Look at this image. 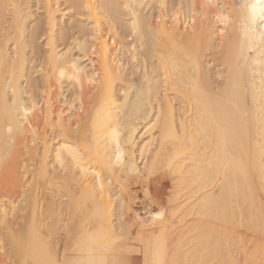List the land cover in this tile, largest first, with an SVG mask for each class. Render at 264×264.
Returning <instances> with one entry per match:
<instances>
[{
    "label": "bare ground",
    "instance_id": "bare-ground-1",
    "mask_svg": "<svg viewBox=\"0 0 264 264\" xmlns=\"http://www.w3.org/2000/svg\"><path fill=\"white\" fill-rule=\"evenodd\" d=\"M147 1L82 0L91 34L72 41L77 56L56 51L50 33L46 65L56 88L67 81L94 90L77 118L83 90L64 108L50 83L43 107L23 97L28 14L19 0H0V23L10 6L14 33L4 36L12 55L0 51V169L16 136L28 133L25 153L39 146L35 115L50 128L39 152L28 153L30 183L18 202L0 198L7 263L264 264V29L251 23L256 0H153L156 22L143 14ZM120 8L128 48L115 38ZM50 135L60 137L56 144ZM46 186L47 197L64 201L46 204L48 197L44 206ZM18 211L24 217L12 230L8 218Z\"/></svg>",
    "mask_w": 264,
    "mask_h": 264
},
{
    "label": "rangeland",
    "instance_id": "rangeland-1",
    "mask_svg": "<svg viewBox=\"0 0 264 264\" xmlns=\"http://www.w3.org/2000/svg\"><path fill=\"white\" fill-rule=\"evenodd\" d=\"M24 1V2H23ZM19 0V2H20V4H21V2H22V9H24L23 10V12L25 11V13L26 14H28V16H29V14H30V18L27 16V18L25 19V25H26V32H25V41L27 42V47L25 46V55H27V56H25V58L26 59H28L27 60V64L25 65L26 67V72H27V74L25 73V78H26V80L27 81H23V79H22V87H25V88H23L24 90H26V91H24V92H27V93H25V96H23L25 99H28V98H30V96H31V98H32V100L34 99L35 101L34 102H36V103H38V107H43L42 105H43V97L45 96V93H46V87L48 86V84L49 85H53L52 87H51V89H50V93H51V96H52V98L54 99V103L56 104V107H58V106H60L61 108H64L65 107V104H64V102L63 101H70V99H73V97H74V95L76 94V92L79 94L82 90H83V95H81L82 96V99H84L83 100V103H84V110H80V111H78V116H77V118L79 117V116H81V117H84V115L85 114H87V110H88V108H90L88 105H90L91 103V101L94 99V96H93V92H92V90H93V88H91V86H86V88L84 87L81 91L79 90V92L77 91L78 89L77 88H74V85L73 84H71V85H69V83H67V81L64 83L63 82V84H61V88L59 87V88H56V86L54 85L56 82H53L54 81V79H52L51 77H52V75L50 74V72L48 71L49 69H48V65H46V61H47V54H48V51H49V43L48 42H51V43H53L52 45L53 46H55V48H56V51H58L59 53L60 52H63V51H65L66 53H69L68 51H70V53L73 55V56H77V55H80V52H79V49L76 47V45L74 44V43H72V41H74L75 40V38H80V36L82 37V34H83V32H85L84 34H86L87 35V37H88V35H89V33L91 32L89 29H91V27H90V21L89 20H87V12H86V10H85V7H84V2L82 3V0H75V1H73L72 0V2H71V0L69 1V0H45L44 2H43V0ZM69 1V2H68ZM112 1H114V2H117V3H120V0L118 1V0H112ZM177 1V0H176ZM175 0H174V2H176ZM182 2H183V4H184V0H181ZM37 2H39V3H37ZM43 3L44 4H46V5H44L43 6ZM47 3H48V5H47ZM25 5V6H24ZM24 6V7H23ZM46 6H48V7H46ZM146 6V7H145ZM143 8H144V10H142L143 11V14L144 15H147V17L146 18H148V16L149 17H152L151 19L149 18L148 20L149 21H152L153 22V20H154V22H156L155 21V19L157 20V17L156 16H158V15H156V14H158L157 12L158 11H156L157 10V7L155 6V4H154V2H153V0H148L147 1V5H145ZM9 7L10 6H8L7 8H6V10H3V11H5V12H3L2 11V15L4 16H2V24H1V26L0 27H2V28H0L1 30H0V51H1V48L3 49H5V47L4 46H7V48H6V50H7V54L9 55L10 54V52H11V54L10 55H12V43L10 42V41H8V42H6V36H5V34L7 35L8 34V31L6 32V30H9L8 28V26H9V22H10V20H11V18H10V16H11V13H9V12H11L10 11V9H9ZM47 9V10H45V8ZM51 7V8H50ZM26 8V9H25ZM27 8H28V10H27ZM49 9L51 10V16H50V14H49ZM121 9V8H120ZM30 12V13H28V12ZM47 11H48V13H47ZM124 10H122L121 9V13L123 14V15H121V14H119L118 15V17H117V19H116V21L117 22H119V23H117V22H113V23H115V27H116V30H115V32H118L117 34H118V36L116 37L115 36V38L117 39V40H121V42H123L124 41V45L126 44L127 45V47H125V48H128V44L131 42V39H132V35L130 36L129 34V32H128V29L125 27V25H123V23L125 24V18L124 19H122V18H120L119 16H125L124 15V12H123ZM148 12L152 15V16H150V14L148 15ZM49 16V17H48ZM154 16V17H153ZM126 17V16H125ZM156 17V18H155ZM49 18H51V19H49ZM155 18V19H154ZM49 19V20H48ZM108 19H109V16H108ZM52 21V23L50 24L49 23V21ZM119 20V21H118ZM54 22V23H53ZM122 22V23H121ZM27 23V24H26ZM53 24V28H51V29H53L52 31L50 30L49 31V26L50 25H52ZM116 24L118 25V26H116ZM52 27V26H51ZM123 27V28H122ZM117 29H118V31H117ZM55 32V33H53L52 34V32ZM127 31V32H126ZM9 32H10V30H9ZM81 32H82V34H81ZM12 31L10 32V34L12 35ZM50 33H51V35H53L52 36V38H51V40H53V41H48L49 39H50V37H49V35H50ZM88 33V34H87ZM34 34V35H33ZM81 34V35H80ZM83 34V36H85ZM91 34V33H90ZM10 35V36H11ZM13 35H14V33H13ZM129 35V36H128ZM5 36V37H4ZM122 36V37H121ZM48 37H49V39H48ZM129 37V38H128ZM5 38V39H4ZM8 38H9V35H8ZM120 38V39H119ZM12 39V38H11ZM81 39H83V37L81 38ZM84 39H88V38H84ZM4 40H5V42H4ZM123 40V41H122ZM48 41V42H47ZM10 42V43H9ZM126 42V43H125ZM48 43V44H47ZM11 44V45H10ZM73 44V45H72ZM90 43H89V41H88V45H89ZM74 45H75V47H74ZM125 45V46H126ZM12 46V47H11ZM73 46V47H72ZM68 48H70L68 51H67V49ZM124 49V48H123ZM60 50V51H59ZM122 51V50H121ZM125 52V54H127L126 53V50H124ZM2 52H0V54H1ZM123 53V55H122V52H121V54H120V58H122L121 59V61H123V64H124V69L125 68H128V70H126L125 69V73L127 74H129V70L131 69L130 67V63L128 62V59L127 58H125V57H127L128 55H126L125 56V54ZM87 58L86 57H83L82 58V60H81V63L84 65H86V67L87 68H89V63H88V61L86 60ZM125 59V60H124ZM126 63H129V64H126ZM89 65V66H88ZM47 71V72H46ZM127 71V72H126ZM157 71H158V73H160V74H158V75H161V72H159L160 70L159 69H157ZM49 72V73H48ZM47 73V74H46ZM50 75L49 77H46V75ZM133 77H135V75L133 76ZM161 77V76H160ZM159 77V78H160ZM46 78V79H45ZM48 79V80H47ZM47 80V81H46ZM159 82L161 81V78H160V80H158ZM51 83H53V84H51ZM56 85H58L57 83H56ZM58 87V86H57ZM89 87V88H88ZM163 87V86H162ZM88 88V89H87ZM160 88H161V84H160ZM75 90H76V92H75ZM159 90H162V88L161 89H159ZM94 91V90H93ZM91 92V93H90ZM85 93V94H84ZM61 94V95H60ZM78 94H76V95H78ZM81 94H82V92H81ZM92 94V95H91ZM24 95V94H23ZM26 95H28L27 97H26ZM76 95H75V97H76ZM93 97V99L91 100V96ZM95 95V94H94ZM91 97V98H90ZM65 99V100H64ZM89 100H91L90 102H89ZM67 101V102H68ZM180 104H178V103ZM75 103V102H74ZM88 103V104H87ZM173 103H175L177 106H176V108H179V106H181L182 104L180 103V100L178 99V98H173ZM76 104V103H75ZM85 108H87V109H85ZM86 110V112L84 113V111ZM90 110V109H89ZM37 111V110H36ZM38 112V111H37ZM83 113V114H82ZM81 114V115H80ZM37 118V119H36ZM35 119L40 123H42L43 124V122L42 121H40V119L37 117V115H35ZM34 119V122L36 121ZM39 119V120H38ZM74 119V118H73ZM36 123V122H35ZM38 123V126L40 127V129H38L39 130V132H38V134L39 133H41V134H39V135H41L40 136V138H39V141L43 138H45L46 137V135H49L50 134V128H47V126L45 127H43L42 128V125H41V123L39 124ZM41 125V126H40ZM48 129V132L46 131ZM42 130V131H41ZM54 131H52L51 132V134H53V136H55V137H57L56 135H58V130H57V128H56V130L58 131H56L57 133L55 134V133H53V132H55V129H53ZM41 131V132H40ZM45 133V134H44ZM24 133H22V136H16V138H17V140L18 139H20V140H18V141H20V143H22V141H23V144L24 143H26L27 142V140H28V133H26V134H24ZM55 134V135H54ZM20 135V134H19ZM43 135V136H42ZM44 135H45V137H44ZM60 135V134H59ZM58 135V136H59ZM23 136H24V138L25 139H23ZM28 136V137H27ZM53 136H51L50 135V138L52 137V139H53ZM42 137V138H41ZM55 137H54V141L52 140V144H53V142H54V144H56L57 143V141L59 140V138L60 137H58V138H56L55 139ZM16 138H15V140H16ZM27 139V140H26ZM58 139V140H57ZM26 140V141H25ZM38 140L36 141L37 143V145H41V144H39L40 142H39ZM17 144V146H15V147H13V152H15V154L14 153H12V155H13V157H12V155H8V157H7V159H8V162H7V159L5 158V160H4V162H3V167L1 168L2 169V171H1V169H0V198L1 197H4V198H7V199H5V201H6V203H7V201L9 202V201H17V200H19V198H20V192H21V195L23 194L22 192L24 191L23 189H25L24 187H26L25 186V184L24 183H26L27 181H29L30 179V175L29 174H31V170H32V167H33V165L32 166H28V165H26L27 163L28 164H30V161H28V159L29 158H27V157H29L28 156V153L30 152L31 153V150L30 151H28V153H25V151L23 150V145L22 144ZM53 144V145H54ZM21 145V146H20ZM26 145H28V143L26 144ZM39 146H36L35 145V147H38L37 148V152H39V150H40V147ZM22 147V148H21ZM34 147V148H35ZM19 148H21V149H19ZM34 148H33V150H34ZM25 149V148H24ZM17 150V151H16ZM23 150V151H22ZM33 150H32V153H34L33 152ZM35 151H36V148H35ZM20 153H22L21 155H20ZM26 155H25V154ZM35 154H36V152H35ZM34 154V155H35ZM26 156V158H27V160L25 159V156ZM31 156H33V154H31L30 155V158H35V157H31ZM10 158V159H9ZM13 158V159H12ZM16 158V159H15ZM24 158V159H23ZM31 160V159H30ZM35 160V159H34ZM33 160V161H34ZM21 161V162H20ZM24 161V162H23ZM5 162H7V163H5ZM24 163V165L22 166V164ZM35 162V161H34ZM22 163V164H21ZM26 163V164H25ZM31 164H32V162H31ZM25 169H24V168ZM29 167V168H28ZM23 168V169H22ZM31 168V169H30ZM24 171H25V173H26V175H25V173H24ZM27 171V172H26ZM29 171V172H28ZM22 173L24 174V175H22ZM2 174V175H1ZM28 176H29V178H28ZM21 177H22V179H21ZM32 178V177H31ZM29 179V180H28ZM168 178H163L162 179V181H163V183H164V188L165 189H163L162 191L165 193V197H164V195H163V197H164V199L166 198V195H167V192H166V189L169 187V179L167 180ZM24 180H25V182H24ZM27 180V181H26ZM29 183H30V181H29ZM28 183V184H29ZM27 183H26V185H28ZM44 187V185L42 186V188ZM27 188H28V186H27ZM41 188V189H42ZM46 188L47 189H49V187L48 186H46L45 188H44V190L42 189H40V191H42V192H40L39 191V195H41L42 196V198H43V194L45 193L46 194V198H43V205L45 206V202H46V204H47V201H49L50 200V198L51 197H49V199H48V197H47V195L50 193V192H48V190H46ZM216 190V189H215ZM168 191V190H167ZM18 194H19V197H18ZM3 195H5V196H3ZM50 195V194H49ZM52 195H54V194H52ZM40 196V197H41ZM55 197H56V200H55V198H53L55 201L53 202L54 204H58L59 205V203L60 202H62V201H64V198H62L61 197V199H59L60 197H58L57 196V194L55 195ZM58 197V198H57ZM15 198H16V200H15ZM10 199V200H9ZM44 199H48V200H44ZM52 199V198H51ZM53 199L52 200H50L48 203H50V202H52L53 201ZM59 199V200H58ZM40 200H41V198H40ZM60 201L59 203H57L58 201ZM45 201V202H44ZM18 202V201H17ZM56 202V203H55ZM39 203H41V201L39 202ZM53 203H51V204H53ZM116 203H117V201H116ZM8 204V203H7ZM42 204V203H41ZM55 205V206H56ZM117 206H118V204H117ZM115 207H116V204H115ZM142 207V205H140V203H138V209L140 210V209H142L141 208ZM119 208V207H118ZM118 208H117V210H118ZM21 209V208H20ZM19 209V210H20ZM45 208H43V210H44ZM116 209V208H115ZM143 210V209H142ZM20 211H22V209L20 210ZM24 211V210H23ZM117 212V211H116ZM118 212H120V208H119V210H118ZM19 213V214H18ZM18 213L16 214V218L14 217V220L13 219H10V218H8V224L10 223L11 225H10V227H11V229H12V226L15 224V221H17V225H18V222H19V225L21 224V221H22V219H23V217H24V213L23 214H21V212H19L18 211ZM117 214V213H116ZM119 214V213H118ZM20 215L21 216H23L22 218L20 217ZM38 215H39V213H38ZM40 216V218L39 217H37L38 219H40L41 221H42V219H41V215H39ZM118 217L119 218H122V217H120V215H118ZM20 218H21V220H20ZM117 217L115 216L113 219H115V220H113L114 221V226H117V225H115V222L117 221V219H116ZM16 219V220H15ZM9 220H11V221H9ZM47 221V220H46ZM120 221V219L118 220V222ZM45 222V221H44ZM118 222H117V224H118ZM120 223V222H119ZM13 224V225H12ZM16 226V224L14 225V227ZM15 228H17V227H15ZM0 264H9V259H8V263H7V260H5V259H7V256H5V254L6 253H4L3 252V250L5 251H7L8 252V250L10 249V247L9 246H7V244H8V242L6 241L5 242V240H7L6 239V234H7V232H6V230L5 229H3V228H1V226H0ZM13 230V229H12ZM243 230V229H242ZM6 232V233H5ZM3 234V235H2ZM1 238L3 239V240H1ZM3 241V242H2ZM7 243L6 245H4L5 243ZM2 243V244H1ZM9 245V244H8ZM2 247V248H1ZM4 247V248H3ZM7 247H9V248H7ZM4 253V254H3ZM7 255V254H6Z\"/></svg>",
    "mask_w": 264,
    "mask_h": 264
},
{
    "label": "snow or ice",
    "instance_id": "snow-or-ice-1",
    "mask_svg": "<svg viewBox=\"0 0 264 264\" xmlns=\"http://www.w3.org/2000/svg\"><path fill=\"white\" fill-rule=\"evenodd\" d=\"M259 6V10L258 7ZM251 23L253 25L259 24L264 29V0H256V4L251 6ZM261 47L264 48V30L260 32ZM264 57V51L261 52Z\"/></svg>",
    "mask_w": 264,
    "mask_h": 264
}]
</instances>
